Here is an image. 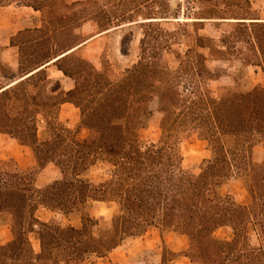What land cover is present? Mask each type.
Instances as JSON below:
<instances>
[{"label":"trees","instance_id":"1","mask_svg":"<svg viewBox=\"0 0 264 264\" xmlns=\"http://www.w3.org/2000/svg\"><path fill=\"white\" fill-rule=\"evenodd\" d=\"M96 1L0 0V10L16 3L49 18L12 36L18 70L0 57V83L8 81L0 85V133L29 147L39 167L54 164L60 171L58 179L38 187L34 173L14 159H0V217H9L12 230L0 244V264H96L152 230L188 239L182 252L163 245L160 264L182 256L193 264H264V240H252L254 234L264 237V85L247 87L239 77L235 87L214 91L209 82L219 78L201 53H187V61L180 56L181 65L171 69L156 49L143 48L140 60L117 80L83 58L69 66L87 41L77 31L97 19L87 9ZM243 19L252 20L240 23L254 27L258 58L246 65L260 66L264 74V20ZM96 21L103 30L110 25ZM52 63L74 79L72 89L50 78L46 68ZM155 97L161 135L145 142ZM67 103L80 109L76 128L60 121ZM189 132L207 141L211 152L198 173L183 163L182 135ZM95 169L103 171L93 177ZM233 177L243 182L248 204L222 192ZM96 201L116 207L105 226L90 213ZM43 208L63 218L79 215L81 225L42 220ZM221 229L228 234L219 236Z\"/></svg>","mask_w":264,"mask_h":264},{"label":"rangeland","instance_id":"2","mask_svg":"<svg viewBox=\"0 0 264 264\" xmlns=\"http://www.w3.org/2000/svg\"><path fill=\"white\" fill-rule=\"evenodd\" d=\"M93 1V0H92ZM96 1V0H94ZM82 7V6H81ZM79 7V8H81ZM100 24L110 23L106 30L98 22L88 21L77 33L87 40L76 51L75 59L68 62L73 66L80 59L89 60L97 70L104 71L113 80L121 78L128 68L133 67L141 58L143 48L146 51L156 49L162 65L171 69L178 68L181 58L187 61L188 55L194 58L197 53L204 54L208 67L217 74V80L209 82L210 87L220 92L227 87H235V78L241 77L247 87L264 85V74L260 66L246 65L250 60H258L254 50V27L242 25L243 18H261L264 20V0H97L87 7ZM72 12V10H70ZM96 15V16H95ZM157 19V20H149ZM48 18L41 11L12 4L0 10V57L15 70L19 67L18 49L11 46V38L20 30L44 26ZM250 22L252 20H246ZM249 24V23H248ZM146 36V41L141 40ZM58 38L52 35V43ZM145 50V49H144ZM188 53V55H187ZM181 56V58H180ZM192 59V58H190ZM193 60V59H192ZM87 70L89 67L82 64ZM50 78L60 79L67 89L74 87L73 78L66 76L52 63L46 68ZM8 81H2L0 85ZM4 83V84H3ZM153 117L144 131L145 142L158 141L161 135L159 101L155 97L150 103ZM81 120L80 109L72 103L61 107L60 121L68 128H76ZM44 125L40 124V137ZM87 135L82 130L81 136ZM181 149L185 168L200 172L199 166L211 152L208 142L199 139L197 134L182 135ZM0 159H14L21 170L35 174L38 187H44L60 177V171L54 164L39 167L32 150L21 145L9 134L0 133ZM102 169H95L93 177L101 174ZM224 194H231L237 202L248 204L251 197L243 182L236 177L228 180L222 187ZM116 207L112 203L93 202L90 213L101 220V225L112 218ZM42 220L55 217L63 225H81L79 215L63 218L57 213L41 209ZM35 230H39L35 226ZM229 230L221 229L219 236H226ZM34 249L40 251V242L36 233L30 234ZM12 238L9 217H0V243ZM252 240H264L253 235ZM163 245L175 252L188 248V239L174 233L161 236L157 230L148 235L127 240L121 247L105 258H97L96 264H160ZM171 264H193L187 257H180Z\"/></svg>","mask_w":264,"mask_h":264},{"label":"crops","instance_id":"3","mask_svg":"<svg viewBox=\"0 0 264 264\" xmlns=\"http://www.w3.org/2000/svg\"><path fill=\"white\" fill-rule=\"evenodd\" d=\"M61 81H62V80H61ZM62 83H63V82H62ZM63 85H64V84H63ZM64 88H65L66 90H70V89H72L73 87L67 89L66 86L64 85ZM52 213H54V212H52ZM58 215H59V214H58ZM69 225H70V224H69ZM157 231H158V230H157ZM148 234H149V232H148L146 235H148ZM169 234H170V233H169ZM146 235H145V236H146ZM166 235H167V234H166ZM143 237H144V236H143ZM178 237H186V236H178ZM186 238H187V237H186ZM6 243H7V242H6ZM0 244H2V243H0ZM4 244H5V243H4ZM115 250H116V249H115ZM115 250H114V251H115ZM114 251H113V252H114ZM113 252H112V253H113ZM112 253H111V254H112ZM160 263H161V261H160ZM145 264H148V263L146 262Z\"/></svg>","mask_w":264,"mask_h":264},{"label":"bare ground","instance_id":"4","mask_svg":"<svg viewBox=\"0 0 264 264\" xmlns=\"http://www.w3.org/2000/svg\"><path fill=\"white\" fill-rule=\"evenodd\" d=\"M149 20H154V21H155V20H157V19H149Z\"/></svg>","mask_w":264,"mask_h":264}]
</instances>
